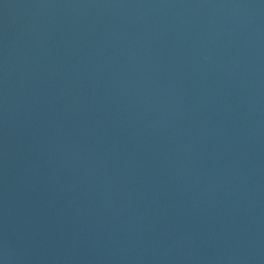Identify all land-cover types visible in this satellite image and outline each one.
I'll list each match as a JSON object with an SVG mask.
<instances>
[{
    "label": "water",
    "instance_id": "obj_1",
    "mask_svg": "<svg viewBox=\"0 0 264 264\" xmlns=\"http://www.w3.org/2000/svg\"><path fill=\"white\" fill-rule=\"evenodd\" d=\"M0 264H264V0H0Z\"/></svg>",
    "mask_w": 264,
    "mask_h": 264
}]
</instances>
